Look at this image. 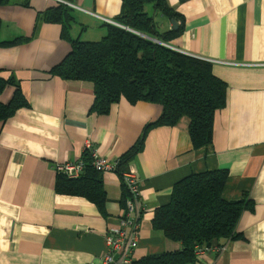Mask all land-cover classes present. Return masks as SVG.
I'll return each instance as SVG.
<instances>
[{
    "label": "crops",
    "instance_id": "0c3cea01",
    "mask_svg": "<svg viewBox=\"0 0 264 264\" xmlns=\"http://www.w3.org/2000/svg\"><path fill=\"white\" fill-rule=\"evenodd\" d=\"M8 1L0 5V40L31 39L0 46V76L13 74L28 102L0 121V264H87L104 253L105 231L122 213V183L115 172L102 173L106 201L99 208L82 195L56 192L54 165L81 158L87 142L109 161L120 159L162 107L121 99L107 115L91 113V82L49 73L70 45L61 38L60 24L36 27L35 21L57 3ZM67 1L112 21L121 9V0ZM167 1L182 25L167 45L211 63L214 75L227 85L226 105L215 114L209 147L193 148L183 117L174 126L151 128L143 149L129 162L140 180L143 205L132 260L178 250V243L153 229L155 209L169 202L182 178L225 169V198H246L252 208L239 218L240 238L226 241L223 250L199 254L194 264H264V0ZM73 13V37L93 26L92 35L105 34L99 18ZM153 16L160 31L173 29L171 19L160 12ZM13 92L7 87L2 103Z\"/></svg>",
    "mask_w": 264,
    "mask_h": 264
},
{
    "label": "trees",
    "instance_id": "16d2710c",
    "mask_svg": "<svg viewBox=\"0 0 264 264\" xmlns=\"http://www.w3.org/2000/svg\"><path fill=\"white\" fill-rule=\"evenodd\" d=\"M8 2L0 0V5ZM149 6L168 19L180 20L167 0H121L115 22L128 29L104 22L106 32L98 41H83L72 36L71 28L76 23L74 10L61 3L38 13L35 21L36 27L40 22L61 25V38L69 43L70 51L49 73L64 80L91 82L94 93L91 113L107 115L121 99L131 104L144 101L162 107L160 116L145 124L137 141L118 159L114 172L123 187L122 211L129 197L123 173L143 149L148 131L158 126H174L186 117L193 148H207L212 144L215 114L226 105L227 85L214 75L211 63L167 45L181 33L182 25L160 31L148 11ZM30 39L0 40V46L9 47ZM7 87H13L14 92L7 104L0 99V121L28 106L20 82L13 74L8 78L0 76V97ZM81 158L85 163L81 175L71 179L56 173L55 190L82 195L102 208L106 201L102 172L92 166L91 156L86 151ZM227 180L225 169L194 173L179 180L173 186L169 202L155 209L152 226L180 248L149 254L131 260L130 264H194L196 251L221 248L226 246V241L240 238L237 223L243 210L252 206L246 198H225Z\"/></svg>",
    "mask_w": 264,
    "mask_h": 264
},
{
    "label": "built area",
    "instance_id": "2783aa9c",
    "mask_svg": "<svg viewBox=\"0 0 264 264\" xmlns=\"http://www.w3.org/2000/svg\"><path fill=\"white\" fill-rule=\"evenodd\" d=\"M58 4H64L73 10H79L89 13L102 22L118 25L119 23L99 17L93 12L87 11L67 0H53ZM84 151L90 154L92 159V166L102 173L104 172H114L117 168L118 161H109L108 159L100 156L94 149L91 142H87ZM85 163L82 158L74 162L66 163H56L54 169L57 174H64L68 178L75 179L78 178L83 172ZM123 182L125 183L127 190L129 192V197L126 200L125 208L122 211L118 222L115 226L107 228L104 234V241L106 249L97 260H92L87 264H130L132 260V255L134 249L138 244V231L140 229V218L142 216V199L140 191V180L137 173L129 168L128 171L123 173ZM225 248L211 249L220 251ZM198 250L196 251V256L207 251Z\"/></svg>",
    "mask_w": 264,
    "mask_h": 264
},
{
    "label": "rangeland",
    "instance_id": "374dc122",
    "mask_svg": "<svg viewBox=\"0 0 264 264\" xmlns=\"http://www.w3.org/2000/svg\"><path fill=\"white\" fill-rule=\"evenodd\" d=\"M150 8H149V13L150 14H153V10H152V8H151V6H149ZM98 27H104V26H101V25H99ZM95 29H97V28H95L94 26H93V28H91L90 30H88V31H86V29H85V31L84 30H81V36L79 37L80 38V40H83V41H98V40H100L101 39V37H96L95 35H92V34H94L95 32L94 31H96ZM95 38H97V39H95Z\"/></svg>",
    "mask_w": 264,
    "mask_h": 264
},
{
    "label": "water",
    "instance_id": "95a60500",
    "mask_svg": "<svg viewBox=\"0 0 264 264\" xmlns=\"http://www.w3.org/2000/svg\"><path fill=\"white\" fill-rule=\"evenodd\" d=\"M171 22H172V26H173V29H177V27H178V23L175 21V20H171ZM119 26L120 27H122V28H127V27H125V26H123V25H121V24H119ZM128 29V28H127ZM156 40V39H155ZM157 42H159L158 40H156Z\"/></svg>",
    "mask_w": 264,
    "mask_h": 264
}]
</instances>
